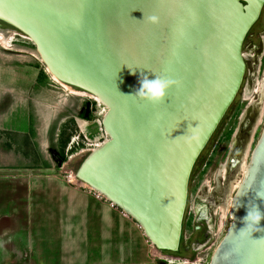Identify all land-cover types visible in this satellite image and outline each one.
Returning a JSON list of instances; mask_svg holds the SVG:
<instances>
[{"label": "water", "instance_id": "water-1", "mask_svg": "<svg viewBox=\"0 0 264 264\" xmlns=\"http://www.w3.org/2000/svg\"><path fill=\"white\" fill-rule=\"evenodd\" d=\"M263 7L264 0H0V23L30 40L49 74L106 110L107 140L81 161L76 186L133 220L160 253L179 251L191 171L241 88L243 42ZM155 76L174 81L163 102L135 97L139 81ZM88 109L86 102L84 117ZM257 210L264 217V123L208 264H264V218L255 226L243 220Z\"/></svg>", "mask_w": 264, "mask_h": 264}, {"label": "rangeland", "instance_id": "rangeland-1", "mask_svg": "<svg viewBox=\"0 0 264 264\" xmlns=\"http://www.w3.org/2000/svg\"><path fill=\"white\" fill-rule=\"evenodd\" d=\"M263 27L264 13L252 31L257 32ZM0 35V164L14 167L16 177L54 175L76 185L74 174L87 154L88 144L80 134L91 142L100 136L95 110L91 109L87 119L81 117L89 98L53 81L25 36L2 23ZM262 78L261 73L255 74L251 88H248L249 81H244L212 139L200 153L199 161H203L195 168L190 182V205L199 196L200 201L205 198L213 206L211 243L206 248L189 252L184 258L177 257L176 253L169 255L156 251L165 259L159 261L160 264L209 263L228 227L227 212L243 175L241 168L247 163L264 123V102L261 105L257 92ZM242 119H247L248 128L243 129ZM82 123L83 127L79 125ZM62 128L66 130L64 137L70 136L63 150ZM230 159L237 162L231 168ZM222 167H225V176L219 174ZM220 208L225 211V216ZM184 223L182 234L186 239L193 224L189 209L185 212Z\"/></svg>", "mask_w": 264, "mask_h": 264}, {"label": "crops", "instance_id": "crops-1", "mask_svg": "<svg viewBox=\"0 0 264 264\" xmlns=\"http://www.w3.org/2000/svg\"><path fill=\"white\" fill-rule=\"evenodd\" d=\"M13 168L0 164V264L165 261L133 220L90 190L54 175L16 177Z\"/></svg>", "mask_w": 264, "mask_h": 264}, {"label": "flooded vegetation", "instance_id": "flooded-vegetation-1", "mask_svg": "<svg viewBox=\"0 0 264 264\" xmlns=\"http://www.w3.org/2000/svg\"><path fill=\"white\" fill-rule=\"evenodd\" d=\"M263 13H264V7L261 10L259 18L252 25V27L261 19V16ZM252 27L247 32L245 39H244V42H243V46H242V52H243V56H244V60H245V73H244L242 84L244 83V81L248 80L249 81L248 82V88H251L252 86H254L253 78H254L255 74L259 75L261 73L262 77H263L262 82L264 81V66H263V61H264V27L257 32L252 31ZM242 84H241V86H242ZM91 109H92L91 103L89 102V109H88L87 116L91 112ZM84 114H85V106H84ZM224 117H225V115H224ZM243 117H245V116H243ZM243 119H242L243 129H246V128H248V122H246L247 119L244 121H243ZM211 139H212V136L209 140H211ZM199 156H198V158H197V160L193 166V169L191 171V175L189 178L188 190H187V201H186V207H185V212L189 209V213L193 219L192 232L189 234L188 238L184 239L183 234H182L183 230L185 228L184 217H183L180 246H179V251L176 253L177 254L176 256L179 258H184L189 252H191V251L194 252V250L198 249L199 246H201V245H205V244L209 245L213 239L212 234L214 231H213L212 218H211V216H212L211 211L213 209L212 204L207 199H205L204 202H201L199 196L195 197L192 200L191 205L189 202L190 182H191L192 177L194 175V170L198 166V164L203 161V159L201 160V162L199 161L200 160ZM248 158H249V156H248ZM55 159H57V157H55ZM228 164L231 168L234 165H236L237 162L233 159L232 160L230 159ZM185 212H184V215H185Z\"/></svg>", "mask_w": 264, "mask_h": 264}, {"label": "clouds", "instance_id": "clouds-1", "mask_svg": "<svg viewBox=\"0 0 264 264\" xmlns=\"http://www.w3.org/2000/svg\"><path fill=\"white\" fill-rule=\"evenodd\" d=\"M154 19V17H149L150 21ZM173 83L174 81L167 78L155 76L154 79H149L145 77L139 81V88L135 91V97H139L150 103H161L166 96L167 90ZM262 218L264 217H262V214L257 210L255 212H246L243 220L249 225L255 226L259 225Z\"/></svg>", "mask_w": 264, "mask_h": 264}, {"label": "built area", "instance_id": "built-area-1", "mask_svg": "<svg viewBox=\"0 0 264 264\" xmlns=\"http://www.w3.org/2000/svg\"><path fill=\"white\" fill-rule=\"evenodd\" d=\"M89 101L91 103L92 110L93 109L95 110V117H96V121L95 122H96V127L98 129V132H99L100 136H99L98 139H95L94 141L91 142L90 140L88 141L87 138L85 136H83V134H80L83 137V139L88 143L87 144V149H86L87 153L89 151H91L92 149H95V148L99 147L101 144H103L107 140V137H106V135L103 132L102 127H101V118H102V116H103V114L105 113L106 110L100 103L95 102L93 99L89 98ZM75 139L78 140V137L75 138ZM72 141H76V140H72ZM97 197L102 199L99 196H97ZM191 264H193V263H191Z\"/></svg>", "mask_w": 264, "mask_h": 264}, {"label": "bare ground", "instance_id": "bare-ground-1", "mask_svg": "<svg viewBox=\"0 0 264 264\" xmlns=\"http://www.w3.org/2000/svg\"><path fill=\"white\" fill-rule=\"evenodd\" d=\"M2 42V37H1V35H0V43ZM46 72L47 73H49L47 70H46ZM50 75V74H49ZM50 77H51V79L53 80V81H55V82H58L57 80H56V78H54L53 76H51L50 75ZM59 84H61L60 82H58ZM62 85V84H61ZM62 86H64V84L62 85ZM66 86V85H65ZM68 87V86H67ZM257 92L259 93V97H260V103H261V105H263V102H264V81L258 86V88H257ZM79 94V93H78ZM81 94V93H80ZM82 95V94H81ZM84 96H86L87 98H90V99H93L95 102H98V103H100L99 102V100L98 99H96V98H93V97H91V96H89V95H87V94H85L84 93ZM260 114V113H259ZM260 117V116H259ZM257 124V123H256ZM260 124V123H259ZM81 127H83V123L82 124H79ZM252 134V133H251ZM250 139V138H249ZM250 142V141H249ZM246 146H248V144L246 145ZM248 148V147H247ZM246 149V148H245ZM245 158V157H244ZM243 160V159H242ZM244 162V161H243ZM241 167H242V165H241ZM245 167H246V163L243 165V167L241 168L242 170H243V172L245 171ZM225 167H222V169H221V171H220V175L221 176H225L224 175V173H225ZM237 186H238V184H237ZM237 186H236V188H237ZM206 197V196H205ZM203 199V200H202ZM204 199L205 198H201V202L202 201H204ZM220 210H221V212H222V215L223 216H225V211L224 210H222L221 208H220ZM228 213H229V209H228V212H227V215H228ZM222 217V216H221ZM225 218V217H224ZM222 219V218H221ZM167 259V258H166ZM167 260H173V259H167Z\"/></svg>", "mask_w": 264, "mask_h": 264}, {"label": "trees", "instance_id": "trees-1", "mask_svg": "<svg viewBox=\"0 0 264 264\" xmlns=\"http://www.w3.org/2000/svg\"><path fill=\"white\" fill-rule=\"evenodd\" d=\"M81 117H82L83 119H87V118L84 117V114H82ZM65 132H66L65 128H62V130H61V134H60V136L62 137V140H61V149H62V150L64 149V147H65L66 144L68 143V141H69V137H70L69 135H66V136L64 137Z\"/></svg>", "mask_w": 264, "mask_h": 264}]
</instances>
